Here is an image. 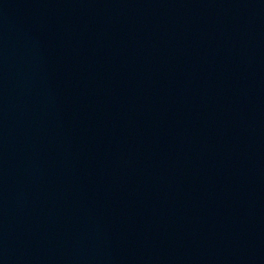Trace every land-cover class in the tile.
I'll list each match as a JSON object with an SVG mask.
<instances>
[{"label": "water", "instance_id": "95a60500", "mask_svg": "<svg viewBox=\"0 0 264 264\" xmlns=\"http://www.w3.org/2000/svg\"><path fill=\"white\" fill-rule=\"evenodd\" d=\"M0 264H264V0H0Z\"/></svg>", "mask_w": 264, "mask_h": 264}]
</instances>
